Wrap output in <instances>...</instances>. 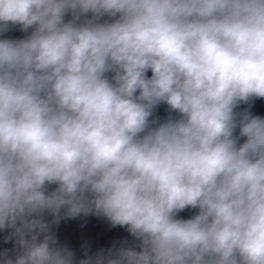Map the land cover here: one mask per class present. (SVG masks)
Instances as JSON below:
<instances>
[{"label":"clouds","instance_id":"obj_1","mask_svg":"<svg viewBox=\"0 0 264 264\" xmlns=\"http://www.w3.org/2000/svg\"><path fill=\"white\" fill-rule=\"evenodd\" d=\"M255 99L264 0H0V264H264ZM89 215L131 242L78 259Z\"/></svg>","mask_w":264,"mask_h":264},{"label":"water","instance_id":"obj_2","mask_svg":"<svg viewBox=\"0 0 264 264\" xmlns=\"http://www.w3.org/2000/svg\"><path fill=\"white\" fill-rule=\"evenodd\" d=\"M69 17H66V19ZM10 38H22L24 33L19 29H15L6 34ZM150 75V73H149ZM250 108L253 115L264 116V99H255L250 105L242 104L240 109ZM155 115L162 121L169 113L167 112V106L161 105ZM175 115V113H172ZM243 138L241 139V143ZM195 210H185L180 213L181 218H189L193 215ZM51 219V217H46ZM57 235L58 240L66 244L71 250H73L78 259L83 258V248L90 246V251L95 252L99 249H107L113 244H119L122 240H128L131 242L132 238L129 233L122 227H112L109 222L103 217H97L89 215L87 217L81 216L72 219H62L59 225L54 226L53 229ZM6 232H0V250L4 248H11L12 244H5L3 237Z\"/></svg>","mask_w":264,"mask_h":264}]
</instances>
